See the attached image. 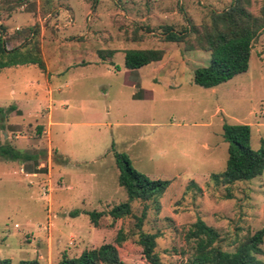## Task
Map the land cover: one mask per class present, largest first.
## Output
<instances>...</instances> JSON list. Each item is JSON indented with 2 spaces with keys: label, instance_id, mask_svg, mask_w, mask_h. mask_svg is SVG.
<instances>
[{
  "label": "rangeland",
  "instance_id": "rangeland-1",
  "mask_svg": "<svg viewBox=\"0 0 264 264\" xmlns=\"http://www.w3.org/2000/svg\"><path fill=\"white\" fill-rule=\"evenodd\" d=\"M231 2L0 0L7 48L38 51L48 67L0 69V147L33 156L21 166V159L0 152L1 261L57 264L63 255L112 243L125 263L149 264L131 234L143 202H130L132 216L113 222L108 214L128 201L117 182L115 152L149 179L169 181L159 209L150 206L142 226L157 234L163 264H190L193 243L186 234L197 219L215 229L225 251L264 228V171L227 185L213 178L226 167L224 123L249 124L251 148L264 149V29L247 71L210 88L193 82L194 69L210 61L209 52L188 49L193 34L182 42L163 38L167 26L208 25L211 10ZM260 2L249 10L257 14ZM111 48L118 49L114 57L97 59L99 50ZM130 48L165 55L128 70ZM93 211L104 212L98 226ZM120 227L127 239L116 245ZM260 246L256 257L264 262V240Z\"/></svg>",
  "mask_w": 264,
  "mask_h": 264
},
{
  "label": "trees",
  "instance_id": "trees-1",
  "mask_svg": "<svg viewBox=\"0 0 264 264\" xmlns=\"http://www.w3.org/2000/svg\"><path fill=\"white\" fill-rule=\"evenodd\" d=\"M256 0H232L231 4L221 11L211 10L210 23L197 27L190 25L189 30L176 31L167 26L163 35L169 42L185 41L187 34L194 38L188 42V49L197 47L209 52L210 61L206 66H199L193 71V82L199 86L210 88L217 86L234 75L244 73L248 69L252 44L264 29V0H261L258 13L249 10ZM0 31V69L7 66L34 63L45 69L38 51L14 47L8 49ZM113 50H99L98 57L104 60ZM163 50L156 48H130L124 53V64L127 69H137L163 56ZM35 55V56H33ZM251 128L249 124L237 123L222 125V137L227 143L226 167L213 178L222 184L237 181H248L264 171V149L254 150L250 146ZM9 146L0 147L2 154L21 162L32 158L31 155L13 151ZM118 168L117 182L127 195L128 201L113 206L108 214L113 222L126 216H132L130 202H143L141 213L133 215L134 228L131 234L137 235L136 243L142 248V254L149 264H163L155 252L157 234L142 230L147 210L151 206L159 209V198L164 193L169 181L149 179L135 170L126 154L114 153ZM193 185L194 182H191ZM199 188V187H198ZM104 212H90L91 222L98 226V219ZM186 237L192 241V257L190 264H264L256 257L262 253L264 228L248 234L239 240L234 251L222 250L217 245L218 234L214 228L197 219L188 229ZM127 239L123 228H118L115 244L120 245ZM8 264V260H3ZM18 264H39L38 261H20ZM57 264H127L121 260L117 247L112 243H104L95 248L85 249L78 256L63 255Z\"/></svg>",
  "mask_w": 264,
  "mask_h": 264
},
{
  "label": "crops",
  "instance_id": "crops-1",
  "mask_svg": "<svg viewBox=\"0 0 264 264\" xmlns=\"http://www.w3.org/2000/svg\"><path fill=\"white\" fill-rule=\"evenodd\" d=\"M108 50H113V53L110 55V56H106V58L104 59V60H101L99 57H98V55L96 54V57H97V59L99 58L100 59V61H105L106 59H111L112 57H114V54L116 53V51H118V49L117 48H111V49H108ZM125 53V52H124ZM165 55V53H163V56ZM163 56H162V58L160 59V60H158V61H154V62H159L160 63V61L163 59ZM108 57V58H107ZM98 59V60H99ZM42 60H43V62H44V64H45V70H48V67H47V63H46V61H45V58L44 57H42ZM95 62H99V61H95ZM154 62H151V64L152 63H154ZM150 64V63H149ZM148 65V64H147ZM124 66H125V64H124ZM145 66V65H144ZM142 67V66H141ZM59 68H62L61 66H55V72H57V73H59V71H60V69ZM68 68H70V67H68ZM126 68V67H125ZM140 68V67H139ZM197 68V67H196ZM138 69V68H137ZM128 70H130V69H128ZM132 70H134V69H132ZM135 95V93L133 94V96ZM52 115L49 113L47 116H46V121H47V125L48 126H51L52 125V123H53V121L51 120L52 118ZM26 155H30L29 153H25ZM23 164H24V161L23 162H20V165L21 166H23ZM28 171H26V172H24V170H23V173H27ZM31 176H37L38 174L35 172V171H30V172H28ZM30 184H32V182H30ZM94 227V226H93Z\"/></svg>",
  "mask_w": 264,
  "mask_h": 264
}]
</instances>
